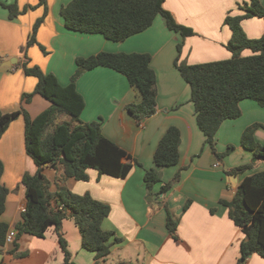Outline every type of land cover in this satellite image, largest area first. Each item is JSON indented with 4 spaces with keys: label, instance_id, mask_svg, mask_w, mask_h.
Here are the masks:
<instances>
[{
    "label": "crops",
    "instance_id": "1",
    "mask_svg": "<svg viewBox=\"0 0 264 264\" xmlns=\"http://www.w3.org/2000/svg\"><path fill=\"white\" fill-rule=\"evenodd\" d=\"M17 4L21 12L10 18L8 8L0 5V109L11 113L23 105L32 118L51 106V102L35 94L29 103L24 96L34 92L38 78L25 73V64L39 66L57 76L62 85L71 82L78 57H89L102 51L114 53H149L151 67L157 77V110L138 123L129 106L140 102L141 95L127 77L109 67L99 66L83 73L76 81L77 90L85 100L80 121L102 122V132L127 151L133 164L126 178L103 174L89 168L87 181L66 178L64 167L47 166L45 176L53 193L65 186L77 194L89 192L95 199L111 206L103 221L105 230L117 238L106 264H241L243 230L229 217L221 200L231 201L245 177L264 172V159H257L241 144L243 132L253 124L262 125L255 139L264 143V106L252 99L240 101L241 115L225 120L217 132V151L225 153L218 159L196 121L191 101V87L175 65L178 44L183 43L180 62L206 63L229 59L227 43L232 30L225 24L228 14L245 13L249 0H165L164 7L178 23L192 28L194 35L183 37L168 28L158 15L151 27L124 41H112L100 33H84L69 29L61 10L71 0H0ZM264 6V0H261ZM26 9V11H24ZM44 18L37 32V43L28 46L34 24ZM246 35L256 39L264 35V18L250 17L242 21ZM45 47L43 51L40 46ZM252 52L245 50L243 55ZM12 65H7L12 60ZM70 120L57 119V123ZM171 126L181 131L180 162L159 168L161 181L148 190L145 173L155 168L154 153L159 141ZM25 117L13 120L0 138V160L4 165L1 183L9 189L6 209L0 222L10 229L22 219L27 206L25 174L34 175L38 166L27 153ZM136 161L140 164H136ZM253 164L239 173L236 167ZM180 172L181 178L169 190L163 187ZM191 201L184 210L185 205ZM167 207L179 220L175 236L167 227ZM62 233L77 264H101L95 253L82 246V236L76 221L63 220ZM17 252L6 244L0 251V264H63L64 251L55 226L44 237L23 233L17 237ZM242 261V262H241ZM246 264H264V258L251 254Z\"/></svg>",
    "mask_w": 264,
    "mask_h": 264
},
{
    "label": "trees",
    "instance_id": "2",
    "mask_svg": "<svg viewBox=\"0 0 264 264\" xmlns=\"http://www.w3.org/2000/svg\"><path fill=\"white\" fill-rule=\"evenodd\" d=\"M165 0H71L62 8L61 15L66 26L78 32L100 33L112 41H124L151 27L158 15L165 18L169 29L179 32L184 38L195 34L165 9ZM46 0H41V4ZM242 15L228 14L225 24L232 30L227 43L232 57L206 63L188 64L180 62L183 43L178 44V56L175 65L191 87V101L196 112V121L218 159L234 150L230 145L225 153L217 151V132L221 124L228 119L241 115L240 101L252 99L264 106V35L249 38L242 21L250 17L264 18V6L261 0H249L244 3ZM0 5L10 11V18H16L21 12L17 4ZM26 11V9L24 10ZM44 18L34 24L28 46L37 43V32ZM45 51L44 46H40ZM245 50L252 53L243 55ZM152 56L149 53H114L102 51L89 57H78L77 69L71 82L62 85L53 73L44 72L39 66L25 64V73L38 78L34 92L24 96L29 103L35 94H40L51 102V106L32 118L24 105L21 110L3 113L0 109V138L9 124L23 115L25 117V144L27 153L38 166L36 174H25L22 183L26 187L27 206L22 219L15 224L18 236L29 233L44 237L50 226H55L61 247L64 251L63 264H77L68 248V242L62 233L63 220L73 218L81 232L82 246L95 253L96 262L105 261L111 253V247L117 240L115 233L103 229V221L109 216L111 206L95 199L89 192L77 194L62 186L51 192L50 181L44 169L51 166L64 167V176L87 181V169L93 168L103 174L126 178L133 164L123 162L130 155L116 142L102 132V122L83 123L80 115L85 100L77 90L76 81L88 70L99 66L112 68L124 74L131 86L141 95L140 102L129 106V111L138 123L152 116L157 110V77L151 67ZM60 114L70 116L71 120L57 123ZM262 125L256 123L243 132L241 144L253 151L254 157L264 159V143L255 139L256 130ZM263 127V126H262ZM181 131L177 126L167 129L154 153L155 168L145 173L149 191L161 181L158 169L170 167L180 162ZM136 164H140L136 161ZM253 164L231 169L230 173H239ZM4 172L0 160V214L6 209L9 189L1 183ZM181 178V173L168 182L162 192L169 190ZM54 202L56 205L54 206ZM189 201L184 210L188 208ZM228 208L229 217L240 227L245 239L241 242L242 261L251 254L264 258V172L247 176L241 182L231 201L221 200ZM167 227L175 236L179 220L167 207ZM10 225L0 222V251L6 245V235ZM18 243L12 245L17 252ZM241 261V262H242Z\"/></svg>",
    "mask_w": 264,
    "mask_h": 264
},
{
    "label": "built area",
    "instance_id": "3",
    "mask_svg": "<svg viewBox=\"0 0 264 264\" xmlns=\"http://www.w3.org/2000/svg\"><path fill=\"white\" fill-rule=\"evenodd\" d=\"M17 237H18L17 229L16 228L9 229L6 235V244L13 245L16 242ZM241 264H246V262L244 261Z\"/></svg>",
    "mask_w": 264,
    "mask_h": 264
},
{
    "label": "rangeland",
    "instance_id": "4",
    "mask_svg": "<svg viewBox=\"0 0 264 264\" xmlns=\"http://www.w3.org/2000/svg\"><path fill=\"white\" fill-rule=\"evenodd\" d=\"M41 48V47H40ZM68 118V119H70L71 120V118H70V116H68V115H66V114H60L59 116H58V118L57 119H65V118ZM65 121H69V120H65ZM54 206L56 205V202H54V204H53ZM101 264H106V262L105 263H103V261L101 262ZM109 264V263H108Z\"/></svg>",
    "mask_w": 264,
    "mask_h": 264
},
{
    "label": "water",
    "instance_id": "5",
    "mask_svg": "<svg viewBox=\"0 0 264 264\" xmlns=\"http://www.w3.org/2000/svg\"><path fill=\"white\" fill-rule=\"evenodd\" d=\"M17 60H12L11 62H8L7 65H12V63H15Z\"/></svg>",
    "mask_w": 264,
    "mask_h": 264
}]
</instances>
